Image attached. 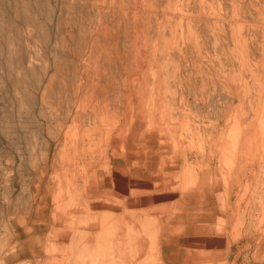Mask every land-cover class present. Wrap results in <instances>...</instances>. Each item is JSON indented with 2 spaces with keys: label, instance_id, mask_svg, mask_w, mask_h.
<instances>
[{
  "label": "rangeland",
  "instance_id": "obj_1",
  "mask_svg": "<svg viewBox=\"0 0 264 264\" xmlns=\"http://www.w3.org/2000/svg\"><path fill=\"white\" fill-rule=\"evenodd\" d=\"M0 9V264H85L88 244L71 259L68 241L47 238L51 205L68 182L76 183L70 196L81 198V182L124 175L142 155L156 182L204 181L184 190L196 192L212 187L223 151L235 147L232 160L248 166L253 154L264 156V0H0ZM261 166L239 194L241 253L214 237L216 260L253 264L264 157ZM175 202H162L176 217L161 235L172 251L158 257L185 264L189 250L187 261L197 264L184 234L202 224L192 221L202 213ZM147 230L151 242L157 228Z\"/></svg>",
  "mask_w": 264,
  "mask_h": 264
},
{
  "label": "bare ground",
  "instance_id": "obj_2",
  "mask_svg": "<svg viewBox=\"0 0 264 264\" xmlns=\"http://www.w3.org/2000/svg\"><path fill=\"white\" fill-rule=\"evenodd\" d=\"M25 9H26V7H25ZM0 10H3V9H0ZM1 18H3V17H1ZM4 20H6V19H4ZM177 39H179V38H177ZM183 45H184V43H183ZM7 52H8V50H7ZM143 52H141V54H143ZM9 53H10V51H9ZM2 55H3V53H2ZM136 56H138V55H136ZM14 58H15V56H14ZM8 59H9V57H8ZM15 59H18V58H15ZM10 60H11V57H10ZM8 62H9V60H8ZM16 62L18 63V61H16ZM5 65H8V64H5ZM134 70H136V69H134ZM133 73H134V71H133ZM138 81H136V82H138ZM134 90H135V88H134ZM124 100L126 101V98ZM136 113H138V112L136 111ZM182 113H183V111H182ZM125 117H126V115H125ZM146 117H147V115H146ZM124 121H127V120H124ZM188 121H190V120H188ZM184 122L186 123L185 119H184L183 123ZM220 123H221V121H220ZM238 125H239V123L236 124V126H238ZM182 126H184V125H182ZM241 128L243 129L242 125H241ZM111 129H112V127H111ZM221 131H222L221 136L225 137L227 130H224V126H223ZM185 133H186V131H185ZM116 137H118V136H116ZM233 137H234V135H233ZM229 139H231V137ZM231 141H233V140H231ZM239 143L241 145L243 144L242 141H239ZM240 144H238V145H240ZM204 145H205V143H204ZM226 146H227V144H226ZM242 147L243 146H241L239 151L237 149V151H238V153L236 152L237 155H239L240 153H242V154L244 153V151L241 152ZM234 148L235 147H233V150H234ZM236 148H238V147L236 146ZM215 149H217V148H215ZM222 150H223V146H222ZM233 150L227 149V150L223 151V153L219 154V157H218L219 161H216V163L219 164L220 162H222V160H225L226 165L225 164L224 165L226 167L223 165V166H219L218 168H215L214 172L211 170L213 172V176H211V181L213 182L212 187L210 189L204 187L201 191H196V192L193 191V189L187 190L186 192L184 190L192 188L194 186L196 187L198 185L201 186L204 184V181L199 179L200 181H197L198 182L197 184L191 183L188 185L186 183L185 185H188L186 187H184V184L177 186L178 183L176 184L175 182H173V180L172 181L169 180L167 182L165 180H163L161 182H156V180H159L161 177L159 175H157V173L152 174L151 170H153L152 168H154V167H151V166L146 167V165H144V163H143L144 160H143L142 155H140L137 158V161L134 162L131 166L128 165L129 168L127 169L126 173L124 175L122 174L123 177H126L125 180L124 179H122V180L121 179H112L108 176L105 177V173H104L105 179H104L103 183H100V181L97 182L98 179H96L95 183L92 185H91L89 179L86 180L87 182H81V188H82V197L81 198H79V196L77 198L70 196V195H73L71 193L72 192L74 193V191L76 190V189H74L75 187L72 188L73 186L76 185V183L74 181L68 182L67 186L65 187L66 192L64 193V195L63 196L60 195L62 197L59 199L55 198L53 200V204L51 205L53 215L50 217V220H49V222L51 223V228L48 232L47 238L51 239V240L58 238V239H64L65 241H68L70 244V247H71V249L69 251V254L72 255L71 259L79 256V251L81 248H77V247H82L81 251H83V249L84 250L86 249L85 247L88 244L89 245V247H88L89 252H86L87 254L85 255V258H84L85 264H87V262L90 264H167L166 262L163 261L161 256L158 257V255L160 253H162V251H163L162 246L164 245L163 244L164 242L162 241V238H161V235H163V233H164V230L162 229V227L164 229H167V226L164 227L163 223L172 222L173 218H175L176 215H175L174 210L172 209L174 207V205H172L170 203L168 205H166V204H162V202H163V200H176L175 204L177 203V206H176L177 208H184V206H190L195 213H197V214L202 213V216H198L195 214L194 217H192V221L193 222L198 221V222L202 223V225L200 226L202 234L200 236L209 235L210 239H209V241H207L209 248L215 247V245H216L213 241L214 237H217V238L222 239V240L224 239L226 241L225 244L228 247L227 249H229L230 247H235L238 250V253L235 256V257H237L239 255V253H241V251L239 252V250H240V246L243 242L241 240H236V238H239L238 237L239 232H237L234 229V225L237 222L236 218H237L239 211H240V208L242 206V199L239 198V194H240V191L242 188H243L244 193H247L248 190L251 188L250 187L251 185L249 182H251V183L254 182L255 181L254 177H256V174L259 172L260 169L262 170L261 160L264 156L263 155L260 156L259 154H257V156H256L253 154L251 157L253 161L251 160L250 166H248L249 163L246 162L248 160H246L245 162L243 160L242 161L236 160V159H235L236 161L232 160V158L234 156V152H235V151L233 152ZM163 153L168 154V152H162V154ZM189 163H191V162H189ZM209 163H210V161H209ZM187 165H188V163H187ZM228 165H231L232 167H230V166L228 167ZM107 169H105V170H107ZM108 171H109V169H108ZM259 174H260V172H259ZM109 175H110V173H109ZM74 176H76V175L74 174ZM193 177L195 178V176H193ZM221 180L225 181V183H226L225 198L220 196V190L222 188ZM243 182H248L246 185L247 186L246 188L243 187ZM192 184H194V185H192ZM252 187H254V186L252 185ZM166 193H168V194L166 195ZM253 195H254V193H253ZM248 206L249 205H247L245 207V209L243 210V214L240 213V214H242V217H244V218H245V214L248 213L247 212ZM262 210H264V209H262ZM51 214H52V212H51ZM257 215L260 217L258 212H257ZM261 217L262 218L260 219V221L258 220L259 222L256 223L257 228L255 230L256 235L254 237V241H255L254 242V248H253V251H251V255H250V260L253 264H264V214H262ZM240 220H242V219H240ZM238 222H240V221H238ZM75 225L84 226L83 227L84 230H82L84 232H82V233L77 232L76 228H74ZM149 226L153 227V229H154V226H156V228H157V233H156L155 237L151 240V242L149 241V239H151L149 236L151 231L149 232L147 230V228ZM168 229H169V227H168ZM168 229L165 230V232L168 231ZM188 236L189 237L186 238V240L192 241L193 237L191 236V234ZM190 237H192V238H190ZM169 239H171V238H169ZM169 239H165V240H169ZM198 239H199V236L195 240L196 241L200 240V242H202V240H208V238L206 239L205 237L204 238L202 237L199 240ZM219 239H217V241H219V243H222L223 241L219 240ZM148 243H150L151 245H148ZM212 245H214V246H212ZM227 249H226V251H227ZM148 250L150 252L152 251L153 255H155L154 258L153 257L150 258L151 260H148L150 255H149V257L146 255V252L149 253ZM195 252L199 254L198 257L196 258L197 264H200V262L202 260H208V261H210V264H229V261L214 259L213 255L216 254V251H213V249H210L207 251L202 249V251L197 250ZM219 252L224 253L225 251H219ZM141 255H143V256L145 255L147 258L145 259V256L141 257ZM67 259H69L68 253H67ZM69 264H74V263L72 262V260H70Z\"/></svg>",
  "mask_w": 264,
  "mask_h": 264
},
{
  "label": "crops",
  "instance_id": "obj_3",
  "mask_svg": "<svg viewBox=\"0 0 264 264\" xmlns=\"http://www.w3.org/2000/svg\"><path fill=\"white\" fill-rule=\"evenodd\" d=\"M113 179H121V180L124 179V180H125L126 177H123L122 175H120L119 177H115V178H113ZM124 180H123V181H124ZM194 222H198V221H194ZM169 223H171V222H168L167 224H169ZM198 223H199V222H198ZM200 223H201V222H200ZM201 225H202V224H198V225L195 224L194 227L190 228V230H189L190 232L187 231V233L184 234V235H185V236H184V237H185V238H184V240H185L184 245H186V244H187V245H190V244H191L190 246H192V248H195L196 251L199 250L198 247L200 246V240H199V241H196L195 239H197L198 236L201 235V234H199L200 232H202L201 229H200V228H201V227H200ZM167 227H169V226L167 225ZM169 229L171 230V227H169ZM169 229H168V230H169ZM186 234H187V235H186ZM190 234H191V236L193 237V238H192V237H190V238H192L193 240H192V241H187L186 238H188V237H189L188 235H190ZM195 237H196V238H195ZM204 237H205L206 239L208 238V240H203V241L205 242V249H207V248H209V245L207 244V243H208L207 241H209L210 237H209V235H206V236L204 235ZM169 241H171V242H172V241L175 242L176 240H175L174 238H173V239L171 238V239L168 240V242H169ZM163 244H164V245L162 246V250H163V251H164V250L172 251V248L170 247V246H171L170 244H169V245H167V244H165V243H163ZM225 245H226V244H225ZM193 246H194V247H193ZM210 246H211V245H210ZM212 246H214V245H212ZM215 246H216V245H215ZM216 247H217V246H216ZM216 247H215V248H216ZM225 247H226V249L228 248L227 246H225ZM202 248H203V247H202ZM220 248H221V247H218L217 249H220ZM205 249H203V250H205ZM209 249H214V247H210ZM229 249H230V248H229ZM201 250H202V249H201ZM227 250H228V249H227ZM188 251H189V250H187V251H185V252L183 253V254H184V261H185V264H190V262L187 261L186 254L188 255V254H192V253H193V251H189V253H188ZM198 255H199L198 253L195 254V257H194L195 260H196V258L198 257ZM163 261L165 262L164 259H163ZM194 262L196 263V261H194ZM166 263H167V262H166ZM167 264H168V263H167ZM192 264H193V263H192Z\"/></svg>",
  "mask_w": 264,
  "mask_h": 264
}]
</instances>
